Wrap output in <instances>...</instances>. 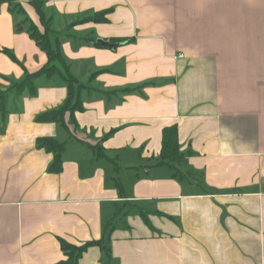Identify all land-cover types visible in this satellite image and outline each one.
<instances>
[{"label": "crops", "instance_id": "obj_1", "mask_svg": "<svg viewBox=\"0 0 264 264\" xmlns=\"http://www.w3.org/2000/svg\"><path fill=\"white\" fill-rule=\"evenodd\" d=\"M20 3L39 25L37 12ZM45 6L72 70L102 92L129 91L86 93L76 132L37 121L68 97L59 76L41 80L35 96L7 100L0 264H60L61 239L82 245L107 229L112 264H264V0ZM107 10L106 23L72 29ZM19 16L0 7L4 82L49 62L27 28L19 30ZM173 126L184 155L177 162L161 156L163 130ZM43 137L67 145L57 174L54 155L37 145ZM78 263L104 264L101 248Z\"/></svg>", "mask_w": 264, "mask_h": 264}, {"label": "trees", "instance_id": "obj_2", "mask_svg": "<svg viewBox=\"0 0 264 264\" xmlns=\"http://www.w3.org/2000/svg\"><path fill=\"white\" fill-rule=\"evenodd\" d=\"M27 3L37 12L39 17L40 26L44 29L40 30V27L34 24L28 18L27 33L29 37L36 42L37 46L41 48L49 58L47 65L42 67L39 72L29 73L25 72V76L20 81H12L14 86L18 89V94L27 93L35 96L38 90L37 84L41 80L52 79L59 76L66 85H68V97L65 103L57 110L48 111L42 113L37 118V121L58 123L59 126L69 132V124H73L76 127V121L74 119L76 112L83 111V99L79 96V90L75 88V83H78L77 79L70 70V64L66 57L62 53V43L54 31V17H51L46 11V3L50 0H26ZM4 4L10 5V11L16 14L26 15L24 7L20 3V0H0V7ZM12 4H15L11 6ZM111 14L110 10L99 12L96 14L99 17L93 19L94 23H106L108 21L107 16ZM27 19H25L26 21ZM15 62H18L17 58L13 53L8 54ZM22 66V65H21ZM129 90L116 91V92H104V95L110 96L116 93H127ZM0 100V121L5 119L6 114V103ZM74 102V103H73ZM67 114H70L72 120L67 121ZM163 147L161 156L163 160L170 162H177L181 160L184 155L179 152V141H178V127H168L163 130L162 134ZM37 145L41 149H46L48 152L54 155V162L50 166L52 173H59L62 169L63 159L62 156L66 151L67 145L65 143L56 141L53 138L43 137L37 141ZM100 149V146H99ZM106 234L102 240L91 241L82 245H72L65 240L61 239L60 247L63 250L66 261L60 264H79V260L83 255L92 247H100L103 253L104 264H112V247L110 246V230H105Z\"/></svg>", "mask_w": 264, "mask_h": 264}, {"label": "rangeland", "instance_id": "obj_3", "mask_svg": "<svg viewBox=\"0 0 264 264\" xmlns=\"http://www.w3.org/2000/svg\"><path fill=\"white\" fill-rule=\"evenodd\" d=\"M48 3V2H47ZM46 3V4H47ZM13 5H15V4H12L11 6H13ZM25 11V10H24ZM21 19H22V21L20 20L19 21V24L21 25V26H23V27H26V28H28L27 26H28V16H27V14L26 15H23V14H21L20 16H19ZM99 16L97 15L96 16V14L95 15H93V16H91V17H89V18H83L82 20H79V21H77L76 23H74V24H72L71 26H72V29H74L75 28V26H76V24H82L83 22H88V21H91V22H93L92 20L93 19H97ZM25 19H27L26 21H25ZM37 26H39L40 27V30L41 31H43L44 29L42 28V26H40V22H39V25H37ZM72 29H70V30H72ZM56 33V35L58 34L57 32H55ZM58 37H59V35H58ZM60 39V38H59ZM70 70H72V68L70 67ZM72 73H73V75L75 76V78L77 79V81H78V83H75L74 85H75V88L76 89H78L79 90V96H80V98L82 99L85 95H86V93H88V92H91V93H100V94H103L104 92H102L96 85H94V84H92V82L90 81V79H83V78H80V74L77 72V71H74V70H72ZM91 77V76H90ZM83 79V80H82ZM101 91V92H100ZM18 92V89L14 86V83L12 82V81H8V82H4V81H2L1 80V78H0V100H2L3 102H5V103H7V100L14 94V93H17ZM26 93H27V91H26ZM25 93V94H26ZM1 101V102H2ZM74 103V102H73ZM74 129L75 130V132H76V129H75V127H74V125L73 124H69V129Z\"/></svg>", "mask_w": 264, "mask_h": 264}, {"label": "water", "instance_id": "obj_4", "mask_svg": "<svg viewBox=\"0 0 264 264\" xmlns=\"http://www.w3.org/2000/svg\"><path fill=\"white\" fill-rule=\"evenodd\" d=\"M18 27H19L20 31L24 30V27H22L21 25H18ZM98 44L102 45L103 47H108L110 49H114V47L116 46V44H112V43H110L108 41H104L102 39H99Z\"/></svg>", "mask_w": 264, "mask_h": 264}]
</instances>
